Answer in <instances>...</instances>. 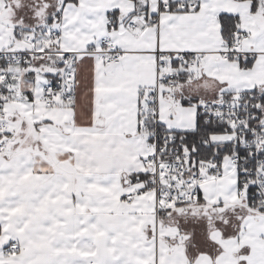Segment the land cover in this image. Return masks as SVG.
Instances as JSON below:
<instances>
[{
  "label": "snow or ice",
  "instance_id": "1",
  "mask_svg": "<svg viewBox=\"0 0 264 264\" xmlns=\"http://www.w3.org/2000/svg\"><path fill=\"white\" fill-rule=\"evenodd\" d=\"M0 264H264V0H0Z\"/></svg>",
  "mask_w": 264,
  "mask_h": 264
}]
</instances>
